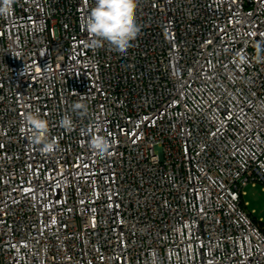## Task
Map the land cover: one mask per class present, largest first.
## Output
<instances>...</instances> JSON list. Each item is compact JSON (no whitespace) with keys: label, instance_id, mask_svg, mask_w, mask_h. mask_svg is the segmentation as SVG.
I'll list each match as a JSON object with an SVG mask.
<instances>
[{"label":"built area","instance_id":"2783aa9c","mask_svg":"<svg viewBox=\"0 0 264 264\" xmlns=\"http://www.w3.org/2000/svg\"><path fill=\"white\" fill-rule=\"evenodd\" d=\"M94 6L0 17V264H264L243 201L264 192V0H138L124 54L86 46ZM36 109L53 154L28 139Z\"/></svg>","mask_w":264,"mask_h":264},{"label":"clouds","instance_id":"9594fccd","mask_svg":"<svg viewBox=\"0 0 264 264\" xmlns=\"http://www.w3.org/2000/svg\"><path fill=\"white\" fill-rule=\"evenodd\" d=\"M16 0H0V17L7 18L13 11ZM138 0H95V6L90 9L85 19L84 28L89 35L85 41L87 47L99 49L106 43L121 54L132 47L140 33V26L136 21V8ZM264 52V45H256V56L258 60H264L261 53ZM246 56L240 55V62H245ZM73 112L83 117L89 114L88 105L77 101L72 105ZM29 126L31 143L40 145L43 154H53L58 150L56 138H49V123L42 118L39 109L26 113L24 117ZM59 126L65 131L74 129V122L70 115L65 114L59 120ZM90 148L101 157L107 156L112 147L108 138L100 135L94 136L90 141Z\"/></svg>","mask_w":264,"mask_h":264},{"label":"rangeland","instance_id":"374dc122","mask_svg":"<svg viewBox=\"0 0 264 264\" xmlns=\"http://www.w3.org/2000/svg\"><path fill=\"white\" fill-rule=\"evenodd\" d=\"M246 196L243 197L244 203H248L246 207L249 213H252V218L258 221V226L264 232V192L261 190V187L252 188L247 187L245 189Z\"/></svg>","mask_w":264,"mask_h":264},{"label":"trees","instance_id":"16d2710c","mask_svg":"<svg viewBox=\"0 0 264 264\" xmlns=\"http://www.w3.org/2000/svg\"><path fill=\"white\" fill-rule=\"evenodd\" d=\"M253 220H254V222H255L256 224H258V221H257L256 219L253 218Z\"/></svg>","mask_w":264,"mask_h":264}]
</instances>
